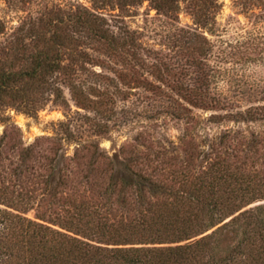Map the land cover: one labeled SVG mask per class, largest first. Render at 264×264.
<instances>
[{"label":"trees","instance_id":"16d2710c","mask_svg":"<svg viewBox=\"0 0 264 264\" xmlns=\"http://www.w3.org/2000/svg\"><path fill=\"white\" fill-rule=\"evenodd\" d=\"M178 1L152 0L169 18ZM190 5L196 27L169 36L173 56L148 51L137 32H113L88 9L62 16L46 8L6 38L0 110L34 116L49 103L68 106L65 87L97 116H82L87 131L62 122L56 136L31 145L0 116V264H264V130L249 126L264 125V88L244 110L217 91L220 69L204 33L215 32L218 4ZM146 73L153 80L140 84ZM106 80L134 86H114L124 101L133 88L150 92L136 117L181 122L177 141L147 129L113 154L102 148L110 123L132 117L113 109ZM226 122L236 127L222 129Z\"/></svg>","mask_w":264,"mask_h":264},{"label":"rangeland","instance_id":"374dc122","mask_svg":"<svg viewBox=\"0 0 264 264\" xmlns=\"http://www.w3.org/2000/svg\"><path fill=\"white\" fill-rule=\"evenodd\" d=\"M193 1L195 0H179V12L169 18L155 9L152 0H30L24 7L20 3L10 4V0H0V20L6 25L5 33L0 35V48L6 45V38L21 20L25 17L40 16L39 13L46 8L54 7L62 10L60 12L62 16L79 14L88 9L106 19L113 32L120 33L127 30L137 32L148 51L173 56L175 52L169 50L172 46L169 36H172L179 28L196 27L193 8L190 5ZM212 2L218 4L217 9L210 13V17L215 18L216 21L215 32L206 31L204 34L214 46L210 60L220 69L217 91L233 100H240V107L243 110L250 106H257V100L262 97L260 91L264 88V46L260 45L258 49L252 42L264 44V5L244 6L242 0H212ZM149 60L152 59L149 58ZM95 70L102 71L99 67H95ZM108 74L112 75V73ZM140 80L138 82L143 84L145 80L153 79L146 73ZM105 83L107 85L109 83L108 89L114 94L111 96L115 106L114 104L111 106L118 114L120 113V118L125 114L124 111H129L126 113L132 114V117L110 123V133L105 138H99L102 148L113 154L121 145L132 142L140 132L147 129L158 133L163 142L167 138L177 141L183 130L181 122L170 119L165 122L162 119L159 122H150L143 117H136V114L145 109L149 101H152L153 95L150 92L143 87L133 88L131 90L133 95L128 98V101H124L122 92L114 86L118 85L121 91H129L130 87L134 86L128 87L119 80H115L114 83L106 80ZM64 93L69 101L68 106L49 103L34 116H28L14 108H3L0 110V116L8 117L10 123L22 130L26 145L33 144L41 137L56 136L59 133V124L62 122L71 123L72 128L78 133L89 130L90 126L82 116L95 117L96 112L78 106L65 87ZM112 100L109 101L112 102ZM197 113L201 112L197 111ZM234 126L236 127L234 123L226 122L222 129ZM247 126L241 124L240 128L246 129ZM249 126L252 130H264V125L260 123ZM5 127L0 120V137ZM213 130L219 129L214 127ZM73 151L74 147H71L69 154L72 155ZM29 216L35 218V212H31Z\"/></svg>","mask_w":264,"mask_h":264}]
</instances>
